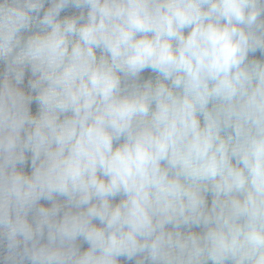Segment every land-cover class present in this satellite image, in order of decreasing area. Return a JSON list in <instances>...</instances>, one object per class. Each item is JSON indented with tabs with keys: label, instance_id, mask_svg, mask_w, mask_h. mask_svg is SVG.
Here are the masks:
<instances>
[{
	"label": "clouds",
	"instance_id": "obj_1",
	"mask_svg": "<svg viewBox=\"0 0 264 264\" xmlns=\"http://www.w3.org/2000/svg\"><path fill=\"white\" fill-rule=\"evenodd\" d=\"M0 65V264H264V0H0Z\"/></svg>",
	"mask_w": 264,
	"mask_h": 264
},
{
	"label": "water",
	"instance_id": "obj_2",
	"mask_svg": "<svg viewBox=\"0 0 264 264\" xmlns=\"http://www.w3.org/2000/svg\"><path fill=\"white\" fill-rule=\"evenodd\" d=\"M256 56L259 57L260 54H259V53H256ZM2 70H3V65H0V71H2ZM143 75L146 77V76L150 75V73H147V72H146V73H144ZM26 85H27V74H26V78H25V88H26ZM32 108H33V112H35V111H36V105L33 104ZM25 170H26V171H30V166H26ZM41 203L47 204L46 201H42ZM85 247H86V246H85ZM124 264H127V262H124Z\"/></svg>",
	"mask_w": 264,
	"mask_h": 264
}]
</instances>
